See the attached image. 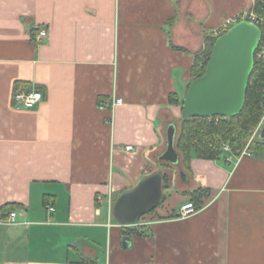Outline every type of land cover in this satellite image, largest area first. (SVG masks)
I'll list each match as a JSON object with an SVG mask.
<instances>
[{
	"label": "crops",
	"instance_id": "0c3cea01",
	"mask_svg": "<svg viewBox=\"0 0 264 264\" xmlns=\"http://www.w3.org/2000/svg\"><path fill=\"white\" fill-rule=\"evenodd\" d=\"M254 1L0 0V208L17 214L0 213V264H264V149L159 159L182 113L170 94L184 100L197 53ZM18 82L44 99L15 107ZM155 172L161 202L119 224L117 198Z\"/></svg>",
	"mask_w": 264,
	"mask_h": 264
},
{
	"label": "water",
	"instance_id": "95a60500",
	"mask_svg": "<svg viewBox=\"0 0 264 264\" xmlns=\"http://www.w3.org/2000/svg\"><path fill=\"white\" fill-rule=\"evenodd\" d=\"M262 36L260 26L241 20L216 39L205 73L190 83L184 98L182 118L185 121L192 117H234L241 113ZM178 131L177 121L171 122L167 128V147L160 160L180 162L176 148ZM256 138L264 141V125ZM162 198L163 177L155 172L117 198L114 217L121 225L137 224ZM129 241V238L124 240L126 244Z\"/></svg>",
	"mask_w": 264,
	"mask_h": 264
},
{
	"label": "trees",
	"instance_id": "16d2710c",
	"mask_svg": "<svg viewBox=\"0 0 264 264\" xmlns=\"http://www.w3.org/2000/svg\"><path fill=\"white\" fill-rule=\"evenodd\" d=\"M251 10L264 20V0H255ZM261 29L264 33L263 26ZM217 38L215 35L211 36L205 48L197 53L196 62L191 72V82L205 73ZM19 88H22L20 82L16 84L15 91ZM263 92L264 64L256 61L248 84L246 103L239 115L212 118L192 117L188 121L181 117L176 148L180 154L182 165L189 170L193 156L213 160L224 156L227 154L223 149L225 144H229L235 155L241 153L246 147L249 150L264 149V141L258 140L254 136L264 117ZM169 101L183 107L184 100H180L176 94H170ZM206 190V188H198L191 192V199L197 209L202 205V197ZM13 207V204H5L0 208V213L10 212Z\"/></svg>",
	"mask_w": 264,
	"mask_h": 264
},
{
	"label": "built area",
	"instance_id": "2783aa9c",
	"mask_svg": "<svg viewBox=\"0 0 264 264\" xmlns=\"http://www.w3.org/2000/svg\"><path fill=\"white\" fill-rule=\"evenodd\" d=\"M241 20H249L255 24H257L258 26H263L264 27V20L260 17H258V15H256L252 10L249 12H244L242 14H239L237 16L231 17L226 19L220 27H218L217 29L214 30L213 34L216 37H219L221 35H223L225 32H227L233 25H235L236 23H238ZM263 32V31H262ZM48 36V31L45 28H42L39 30L38 34H37V39L38 40H42L43 38ZM264 42V33L261 39V43ZM260 43V46H261ZM259 46V48H260ZM257 50L256 52V61L262 62L264 64V43L263 46ZM263 98H264V92H263ZM44 99V93L42 90L39 89H33L30 90L26 87H22L19 88L18 90H16L14 92V96H13V103L15 107L18 108H32L35 105L39 104L42 100ZM123 103L122 98H113V99H109V100H103L102 102H100L99 104V108L101 110H106V109H111L114 110L117 106L121 105ZM264 118V117H263ZM263 122V119H262ZM259 125L257 131L254 133V136L257 135L261 125ZM133 147L132 146H127V150H131ZM224 151L230 154H234L231 151V148L229 146V144H225L223 147ZM249 149L248 147H246L241 153L237 154L236 156L241 157L244 156L246 154H249ZM99 199L102 200V197L99 196ZM50 211H54V207L50 206L49 207ZM197 207L195 206V203L192 200H188L186 201L180 208L179 214L178 216L181 218H186L191 216L192 214H194L195 212H197ZM16 212L15 211H11L8 213L7 217L4 218L3 223L4 224H14L15 220H16Z\"/></svg>",
	"mask_w": 264,
	"mask_h": 264
},
{
	"label": "rangeland",
	"instance_id": "374dc122",
	"mask_svg": "<svg viewBox=\"0 0 264 264\" xmlns=\"http://www.w3.org/2000/svg\"><path fill=\"white\" fill-rule=\"evenodd\" d=\"M181 117H182V113L180 114V116L178 117V118H176V121H177V123H178V127L180 126V121H181ZM262 122V121H261ZM261 124V123H260ZM259 127V126H258ZM258 129V128H257ZM257 129H256V131H257ZM255 131V132H256Z\"/></svg>",
	"mask_w": 264,
	"mask_h": 264
}]
</instances>
